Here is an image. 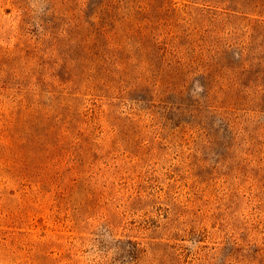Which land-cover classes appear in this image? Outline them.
Wrapping results in <instances>:
<instances>
[{
	"label": "rangeland",
	"instance_id": "obj_1",
	"mask_svg": "<svg viewBox=\"0 0 264 264\" xmlns=\"http://www.w3.org/2000/svg\"><path fill=\"white\" fill-rule=\"evenodd\" d=\"M0 264H264V0H0Z\"/></svg>",
	"mask_w": 264,
	"mask_h": 264
}]
</instances>
